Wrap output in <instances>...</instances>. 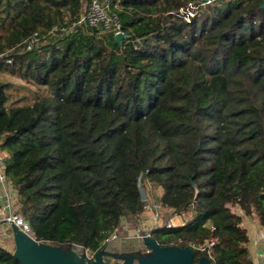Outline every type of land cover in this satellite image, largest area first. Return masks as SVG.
Here are the masks:
<instances>
[{
	"label": "trees",
	"instance_id": "1",
	"mask_svg": "<svg viewBox=\"0 0 264 264\" xmlns=\"http://www.w3.org/2000/svg\"><path fill=\"white\" fill-rule=\"evenodd\" d=\"M88 1L0 0V149L30 231L105 251L122 217L138 221L146 180L190 211L152 229L159 245L190 246L197 262L213 234L212 264H252L244 217L264 225V0H104L120 41L77 22ZM4 73L35 88L14 96ZM0 264L23 263L0 244Z\"/></svg>",
	"mask_w": 264,
	"mask_h": 264
},
{
	"label": "built area",
	"instance_id": "2",
	"mask_svg": "<svg viewBox=\"0 0 264 264\" xmlns=\"http://www.w3.org/2000/svg\"><path fill=\"white\" fill-rule=\"evenodd\" d=\"M187 15H193V8L196 6L193 2L188 4ZM188 17V16H187ZM189 19V17H188ZM78 23L87 22L91 25L102 24L105 29L112 30L114 34H118L121 30L120 21L116 13H110L108 10V4L104 0H89L88 10L82 13L77 20ZM38 41V37L35 35L28 42L27 48H31ZM8 153L5 150L0 149V222L7 224L11 228L12 237L14 240V228L22 230L29 234L30 226L26 218L19 211L18 203V191L14 183L10 179L6 171V157ZM146 191L144 196V210L139 214L138 221L133 228V233L130 237L135 238L137 241L144 244L146 237H152V229L157 226H172L176 224H183L189 219V209H184L181 213H176L170 207H167L161 199L150 200L148 184L152 182H144ZM123 229V230H122ZM126 231L125 227H116L109 235L107 240L118 238L119 234ZM31 236V235H30ZM31 237L35 238L34 235ZM128 237V236H127ZM252 245L254 247V256L252 258V264H264V229H260L255 233V236L251 238ZM15 243V241H14ZM216 243V239L213 234H210L203 245L200 247L202 250L208 252L207 257L210 256L212 246ZM145 245V253L150 251V247ZM88 253L87 259L91 260L95 257L96 252L89 248H85ZM206 256V255H204ZM113 257V256H112ZM114 259V257H113Z\"/></svg>",
	"mask_w": 264,
	"mask_h": 264
},
{
	"label": "water",
	"instance_id": "3",
	"mask_svg": "<svg viewBox=\"0 0 264 264\" xmlns=\"http://www.w3.org/2000/svg\"><path fill=\"white\" fill-rule=\"evenodd\" d=\"M264 5V3H263ZM123 34H116L120 41ZM15 249L13 254L23 264H212L207 256L194 261V251L190 246L159 245L153 237H146L144 244L150 247L147 253H115L113 260L106 257V251L99 250L91 260L78 254L72 248H63L37 240L17 227L14 228Z\"/></svg>",
	"mask_w": 264,
	"mask_h": 264
},
{
	"label": "rangeland",
	"instance_id": "4",
	"mask_svg": "<svg viewBox=\"0 0 264 264\" xmlns=\"http://www.w3.org/2000/svg\"><path fill=\"white\" fill-rule=\"evenodd\" d=\"M88 10V4H87V9ZM83 11L82 13L86 12ZM3 77L13 81L15 83V88L14 90V96L19 95L21 93H31L32 89H34V86H29L27 83H25L22 79L11 75L9 73H4L2 75ZM30 87V88H29ZM148 189H149V195H150V200H157L159 199L161 193L163 192V189L159 185H154V184H148ZM240 209V208H239ZM244 224L247 225L248 227V233L251 238L255 236V233L258 232L260 229H264V225L260 224L258 221L250 219L249 217L245 218ZM136 220H132V218H126L122 217L121 223L123 227H125L126 231L122 232L119 234L118 238L116 239H111L106 245L105 253L106 257L110 260H113L112 257V252L115 253H127L126 251H129L130 249H144L145 245L139 241H137L135 238L130 237L133 233V228L135 227ZM29 235H33L29 232ZM128 236V237H127ZM0 244L8 249L14 250L15 249V243L12 237L11 233V228L3 223L0 222ZM74 249L78 254H84V255H89L91 254L90 250L87 253L86 250H82L81 247L74 246ZM128 249V250H127ZM129 253V252H128Z\"/></svg>",
	"mask_w": 264,
	"mask_h": 264
},
{
	"label": "crops",
	"instance_id": "5",
	"mask_svg": "<svg viewBox=\"0 0 264 264\" xmlns=\"http://www.w3.org/2000/svg\"><path fill=\"white\" fill-rule=\"evenodd\" d=\"M161 194H162V193H161ZM239 211L242 212L241 209H239ZM189 217H190V215H189ZM245 218H246V217H244V222H245V220H246ZM248 246H249V249H250V252H251V257L253 258L255 250H254V247H253L252 242H251V237H250V241H249V243H248Z\"/></svg>",
	"mask_w": 264,
	"mask_h": 264
}]
</instances>
